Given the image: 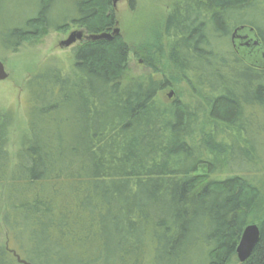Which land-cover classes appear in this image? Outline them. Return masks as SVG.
<instances>
[{
	"label": "trees",
	"instance_id": "16d2710c",
	"mask_svg": "<svg viewBox=\"0 0 264 264\" xmlns=\"http://www.w3.org/2000/svg\"><path fill=\"white\" fill-rule=\"evenodd\" d=\"M263 7L173 1L139 54L154 73L167 57L193 102L161 101L167 77L130 75L121 34L83 40L71 63L45 60L25 85L14 157L15 114L0 108V264H22L18 255L31 264H264V67L243 60L231 40L247 26L264 43V20L249 16ZM29 8L0 34L8 53L76 25L88 35L118 26L112 0ZM253 220L260 239L241 263L236 247Z\"/></svg>",
	"mask_w": 264,
	"mask_h": 264
},
{
	"label": "rangeland",
	"instance_id": "374dc122",
	"mask_svg": "<svg viewBox=\"0 0 264 264\" xmlns=\"http://www.w3.org/2000/svg\"><path fill=\"white\" fill-rule=\"evenodd\" d=\"M173 1L135 0L134 8H131L129 0H120L115 8L118 19L117 27L120 30L119 34L124 37L132 49L128 57L130 75L148 76L152 74L158 79L167 77L171 86L159 93L161 101L170 103L175 99H181L186 102H193L199 98L192 96L191 89L184 80L182 73L172 65L167 57L159 58L158 69L160 72L154 73L146 64L142 55L139 54L142 45L153 44L156 41V31L161 32ZM31 3L28 0H10L6 7L5 0L0 11V34L6 30V27L9 29V27L23 23L30 16L29 7ZM249 16L264 20V7L260 11H255V13L250 12ZM76 30H82L84 34L88 35L83 27L76 25L62 32L53 31L38 36H28L29 38L23 40L16 52L8 53L0 43V60L8 73L5 80H0V108H11L15 114V123L11 131L9 146L12 157H14L17 149L19 133L25 127V85L27 80L33 76L45 60L53 55H57L71 63L72 51L82 40L65 48L60 47L59 43L67 39L70 33ZM112 31L107 33L112 34ZM136 51L137 54H135ZM261 180L264 184V173ZM262 197L264 202V187L262 188ZM250 224L258 225L256 220H253ZM4 236L5 231L0 238V242L4 241Z\"/></svg>",
	"mask_w": 264,
	"mask_h": 264
},
{
	"label": "water",
	"instance_id": "95a60500",
	"mask_svg": "<svg viewBox=\"0 0 264 264\" xmlns=\"http://www.w3.org/2000/svg\"><path fill=\"white\" fill-rule=\"evenodd\" d=\"M118 1L120 0H112L114 8H116ZM119 32H120L119 28L115 27L112 31V34L104 32L99 35H87L86 38L92 39V40H98V39L111 40L114 36L118 35ZM242 32H247L250 36L255 35V30L252 27H247V26L236 27L232 35V42H233L234 48H236L244 56V58L248 60L251 64L264 67V52L260 50L261 51L260 55L257 58H254L253 56H250V55L248 56L245 49L247 48L249 43L247 45L240 46L239 42L236 40V35H239ZM83 37H84V32L82 30L73 31L70 33L67 39L59 43V46L63 48L69 47L72 44L81 41ZM248 38L249 36L245 37L246 40ZM255 38L257 37L255 36ZM248 48H251V46ZM7 77H8V73L5 70L3 62L0 60V80H5ZM259 239H260V230H259L258 225L249 224L248 226L245 227V229L243 230L241 234L239 243L236 247L237 258L241 263L245 262L250 257ZM18 260L22 264H31L27 262L26 260L21 259L19 255H18Z\"/></svg>",
	"mask_w": 264,
	"mask_h": 264
},
{
	"label": "flooded vegetation",
	"instance_id": "af4514ba",
	"mask_svg": "<svg viewBox=\"0 0 264 264\" xmlns=\"http://www.w3.org/2000/svg\"><path fill=\"white\" fill-rule=\"evenodd\" d=\"M233 31H234V29H233ZM233 31L231 33V40H232ZM86 36L87 35L84 34V37H83L82 41L87 39ZM246 36H249V38L247 40L245 39ZM255 36L257 38H255ZM242 39H244V40H242ZM236 40L239 42L240 46L247 45L249 43V45L245 49V51L247 52L248 56L250 55V56H253L254 58H257L260 55L261 51L264 52V43H263L262 39L260 38L257 30H255V35H252V36H250L247 32H242L239 35H236ZM250 46H251V48H248ZM235 50L238 53V55H240L243 58V60H246L244 58V56L236 48H235ZM247 62L251 66L258 67V68L261 67L259 65L251 64L248 60H247Z\"/></svg>",
	"mask_w": 264,
	"mask_h": 264
}]
</instances>
